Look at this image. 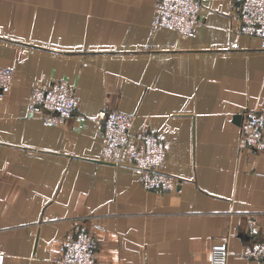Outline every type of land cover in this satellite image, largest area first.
Segmentation results:
<instances>
[{"label":"crops","instance_id":"obj_1","mask_svg":"<svg viewBox=\"0 0 264 264\" xmlns=\"http://www.w3.org/2000/svg\"><path fill=\"white\" fill-rule=\"evenodd\" d=\"M156 0H0V245L4 264H55L74 226L95 230V264H227L264 231V151L238 146L237 115L264 110V49L240 34L236 0H200L193 35L150 30ZM63 79L75 110L52 124L30 89ZM101 109L133 116L163 141L171 190L100 160ZM248 218L256 229L249 234Z\"/></svg>","mask_w":264,"mask_h":264},{"label":"built area","instance_id":"obj_2","mask_svg":"<svg viewBox=\"0 0 264 264\" xmlns=\"http://www.w3.org/2000/svg\"><path fill=\"white\" fill-rule=\"evenodd\" d=\"M200 0H156L150 30L168 29L179 35L191 36L200 23ZM235 10L239 25L232 29L234 38L230 44L238 47L240 34L254 35L264 49V0H236ZM12 69L0 66V100L10 89ZM75 89L63 79L35 84L30 89L28 108L39 110L45 121L57 124L76 108ZM238 146L264 151V110L245 109L240 114ZM101 134L100 160L134 169L145 189L171 190L176 178L164 170L163 141L147 129L132 131L133 116L118 109H101L94 117ZM92 227L77 225L65 234L60 242L55 264H95L97 238ZM246 229L253 234L256 222L248 218ZM262 238L248 243L243 255L264 259V231ZM228 235L217 237L211 246L210 264H227ZM4 252L0 245V264H4Z\"/></svg>","mask_w":264,"mask_h":264},{"label":"water","instance_id":"obj_3","mask_svg":"<svg viewBox=\"0 0 264 264\" xmlns=\"http://www.w3.org/2000/svg\"><path fill=\"white\" fill-rule=\"evenodd\" d=\"M236 117H237L238 122H239L240 121V118H241L240 115H237Z\"/></svg>","mask_w":264,"mask_h":264}]
</instances>
